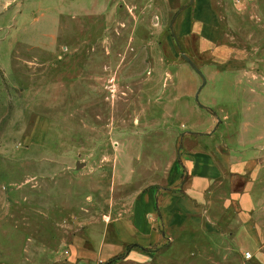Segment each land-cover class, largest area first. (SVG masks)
<instances>
[{"label":"rangeland","instance_id":"obj_1","mask_svg":"<svg viewBox=\"0 0 264 264\" xmlns=\"http://www.w3.org/2000/svg\"><path fill=\"white\" fill-rule=\"evenodd\" d=\"M198 137L264 142V0H0V264L90 253ZM248 176L225 173L202 218L168 230V261L264 264V242L254 256L231 235Z\"/></svg>","mask_w":264,"mask_h":264},{"label":"crops","instance_id":"obj_2","mask_svg":"<svg viewBox=\"0 0 264 264\" xmlns=\"http://www.w3.org/2000/svg\"><path fill=\"white\" fill-rule=\"evenodd\" d=\"M213 122L209 119L208 126H212ZM204 135L199 133L200 137ZM198 139L193 148L182 149L178 155L177 160L187 174L184 185L181 186L180 165L172 166L167 175V185L159 190L160 193L152 189L140 193L134 201L133 212L114 219L113 233L96 236L90 253H82L71 264H105L113 257L118 258L108 264H172L163 255L164 250L168 249L161 248L168 238V230L202 218L204 210L214 202V197L210 195L214 184L230 172L250 176L239 193L227 197L228 202L239 207L243 219L232 229V239L237 247L244 246L254 256L261 255L264 197L257 188L263 186L264 182L257 177L258 173L264 171V142L255 145L254 149H242L243 133L238 134L237 138L241 147H233L225 142L215 146L213 142ZM206 220L205 225L213 229L212 213L206 215ZM251 258L246 259L243 255L240 264H261V261L255 263ZM223 263L221 259L220 264Z\"/></svg>","mask_w":264,"mask_h":264},{"label":"water","instance_id":"obj_3","mask_svg":"<svg viewBox=\"0 0 264 264\" xmlns=\"http://www.w3.org/2000/svg\"><path fill=\"white\" fill-rule=\"evenodd\" d=\"M181 55L185 59V61H187L189 63V65L194 69V71H196L201 76V78H202L201 86H202L205 83V77H204L203 73L201 72V70L195 65V63L193 61H191V59L185 53H182ZM199 88L197 89V91L195 93V98H197ZM79 166H81V163L77 162L76 167H79Z\"/></svg>","mask_w":264,"mask_h":264},{"label":"built area","instance_id":"obj_4","mask_svg":"<svg viewBox=\"0 0 264 264\" xmlns=\"http://www.w3.org/2000/svg\"><path fill=\"white\" fill-rule=\"evenodd\" d=\"M66 254H68V251H66ZM244 257H245L246 259L250 258V257H251V253H250L249 251H245V252H244Z\"/></svg>","mask_w":264,"mask_h":264},{"label":"trees","instance_id":"obj_5","mask_svg":"<svg viewBox=\"0 0 264 264\" xmlns=\"http://www.w3.org/2000/svg\"><path fill=\"white\" fill-rule=\"evenodd\" d=\"M156 209H158V207L156 206ZM118 257H113L111 259H109L108 261H106L105 264H108L109 262H112L113 260L117 259Z\"/></svg>","mask_w":264,"mask_h":264}]
</instances>
